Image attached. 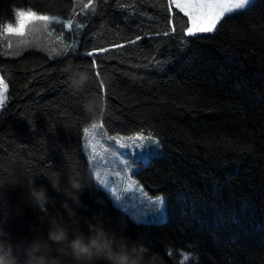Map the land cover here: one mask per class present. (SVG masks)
Here are the masks:
<instances>
[{
    "label": "trees",
    "instance_id": "16d2710c",
    "mask_svg": "<svg viewBox=\"0 0 264 264\" xmlns=\"http://www.w3.org/2000/svg\"><path fill=\"white\" fill-rule=\"evenodd\" d=\"M97 2L96 13L79 17L83 30L53 23L49 37L34 22L20 37L4 30L14 23L16 9L63 20L73 0H0V75L9 97L0 110V175L7 181L9 172L31 168L36 183L49 188L53 199L46 211L53 217L62 213L65 197L47 173L59 170L62 185L79 177L88 184L79 194L84 215L102 210L110 225L126 226L133 239L143 237L162 264H264V0L187 47L179 43L187 18L178 10L171 15L176 34L162 35L172 26L161 7L167 0H119L133 7ZM61 31L66 43L73 36L81 42L79 53L109 51L50 59L46 49L57 46ZM136 36L141 40L129 43ZM152 57L168 63L154 67ZM68 63L90 74L79 91L64 71ZM92 95L106 105L95 121L83 106ZM92 123L103 125L101 136L143 131L161 140L163 157L134 175L149 194L166 197L165 223L138 224L96 184L84 153L83 130ZM21 191L6 186L0 201L15 200ZM15 235L0 232V241L12 243Z\"/></svg>",
    "mask_w": 264,
    "mask_h": 264
},
{
    "label": "clouds",
    "instance_id": "9594fccd",
    "mask_svg": "<svg viewBox=\"0 0 264 264\" xmlns=\"http://www.w3.org/2000/svg\"><path fill=\"white\" fill-rule=\"evenodd\" d=\"M64 71L70 73L68 79L76 91L91 78L86 69L74 68L71 63ZM83 106L93 121L105 114L102 97L88 96ZM47 176L65 197L58 217L46 211L53 198L47 185L36 183L31 168L20 175L9 172L7 181L0 175V191L9 185L22 186L15 200L0 201V232L16 233L12 243L0 241V264H162L143 237L133 239L125 234L126 226L110 225L102 210L90 218L84 215L87 206L79 194L88 187L86 181L70 177L62 185L59 170H51ZM97 203L103 201L97 198Z\"/></svg>",
    "mask_w": 264,
    "mask_h": 264
},
{
    "label": "snow or ice",
    "instance_id": "6c2138e0",
    "mask_svg": "<svg viewBox=\"0 0 264 264\" xmlns=\"http://www.w3.org/2000/svg\"><path fill=\"white\" fill-rule=\"evenodd\" d=\"M108 0H103V3L107 4ZM256 0H167L166 4H162L161 7L165 8L170 14V19L168 24L172 25L169 31H165L162 35L174 36L177 32L176 26L173 24L171 15L175 10L182 13L186 17V23L181 27V38L180 45L182 47H187L194 40H202L205 38V34H213L220 30L223 26V22L226 19H230L235 14H242L249 10L251 7L255 6ZM118 7H133V5L120 4L117 0ZM98 8L97 0H73V6L71 13L68 18L61 19L58 16H50L40 14L37 11L29 9H16L14 23H9L4 29L9 34H15L17 36L23 37L26 32L29 31L30 25L34 22H40L44 33L47 36L52 37L55 33V29L51 27L53 23L61 24L64 29L69 32H78L85 29L86 25L79 21L81 15L87 16L88 13H96ZM156 35H161V33H156ZM141 40V36H136L134 40L129 41L131 44H135L137 41ZM55 42L57 46L50 47L46 49L48 57L50 59L56 58H67L75 54H82L87 57H94L97 55H103L109 51V48L100 47L92 48L90 51H85L79 53L78 49L81 42L75 39L73 36L71 43L65 42V32L61 31L58 35H55ZM27 40H21V44H28ZM86 46V45H85ZM11 47V45H9ZM113 48H121L123 45L113 44ZM180 54V51L173 53L169 58H174ZM13 55L19 56L20 52L17 51ZM150 63L154 67H163L164 64L168 63V60H160L152 57ZM92 64L95 66V59L92 60ZM147 66V65H145ZM99 76V72H96ZM101 90L104 89V85L101 82ZM8 92V84L5 79L0 75V110L5 109L7 100L9 97L6 95ZM103 125L100 123H92L90 127L84 128V133L86 138L91 137L93 131L97 128H102ZM108 140L115 141L117 145L122 149H126L124 155H131L134 163L136 165H142L143 167H136L131 169L129 167L128 161L121 159V164L123 165V170L125 175L129 171L139 174L144 168H147L153 160L163 157V144L161 140L152 133L145 135L143 131L137 132L132 136H108ZM87 146H91L92 151L95 152L96 145L93 143L92 139L87 140ZM90 159L92 157L90 156ZM115 175L119 176L120 173L117 172ZM95 178L97 184L107 189L114 199L118 202L119 206L127 209L129 208L128 202L124 199L121 194V190L116 187L111 186V182L107 178V174L101 175L96 172ZM128 179V189H139L145 197L147 193L143 192V187L139 185L138 181L132 180L131 176H127ZM151 200V197H147ZM178 199H186L185 193H178ZM153 203L158 205L157 211L154 215L149 216L147 211L138 210L135 213V220L138 224L152 225V224H163L167 221V200L164 196H159L153 201Z\"/></svg>",
    "mask_w": 264,
    "mask_h": 264
},
{
    "label": "rangeland",
    "instance_id": "374dc122",
    "mask_svg": "<svg viewBox=\"0 0 264 264\" xmlns=\"http://www.w3.org/2000/svg\"><path fill=\"white\" fill-rule=\"evenodd\" d=\"M99 130L100 128L95 129L92 136L87 138L84 133V153L86 154L88 159L90 158V156L92 157V159L89 160L88 171L94 177L96 184V172H99L101 175L107 174V178L111 182V186L121 190V194L128 202L129 208L124 209L120 207L118 202L114 199L112 194L107 189H104L98 184L97 185L104 191H106V193L118 207L128 211L133 218L138 210L147 211L149 216L154 215L157 211L158 205L153 203V201H155L157 197L162 195H151L143 188V192L147 193V197H151V200H149L139 189L127 188V176H131L132 180L134 181H138V179L132 171H129L127 173V176L125 175L123 165L121 164V159L127 160L131 169H135L136 167H140L141 165H136L131 155H124V153L128 150L120 148V146L117 145L115 141L108 140V136H101L97 134ZM144 134L147 135L148 133ZM88 139H92L93 143H95V152L92 151L91 146L86 147ZM117 172L120 173L119 176L115 175V173ZM139 185H141L140 182Z\"/></svg>",
    "mask_w": 264,
    "mask_h": 264
}]
</instances>
